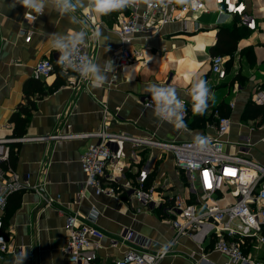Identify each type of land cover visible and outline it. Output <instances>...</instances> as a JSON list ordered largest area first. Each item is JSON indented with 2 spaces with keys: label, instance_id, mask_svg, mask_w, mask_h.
I'll use <instances>...</instances> for the list:
<instances>
[{
  "label": "crops",
  "instance_id": "obj_1",
  "mask_svg": "<svg viewBox=\"0 0 264 264\" xmlns=\"http://www.w3.org/2000/svg\"><path fill=\"white\" fill-rule=\"evenodd\" d=\"M242 1L257 26L249 37L239 42L232 57H225L226 63L231 60V65L224 80L211 71V48L218 42L221 27L244 25L236 15L219 13L214 0H205L208 12L187 14L183 21L166 25L157 34L137 36L132 49L138 57L128 65L114 68L102 88L93 89L88 83L82 86L78 76L69 73L65 84L55 92L35 93L30 97L36 108L31 111L25 137H21L24 141L9 144L14 152L13 166L7 164L29 189L11 195L2 216L12 248L16 251L22 248L23 256L27 257L24 264H70L65 251L68 235L65 223L66 215L74 212L81 216H88L92 210L98 212L97 226L107 238L101 242L94 264H115L131 247L140 250L144 244L155 252L175 237L170 219L161 208H156V203L144 207L129 201L127 194L118 198L96 196L93 190L85 189L81 157L94 139H39L57 130L79 135L98 131L103 123L104 105L112 114L111 131L143 137L155 134L164 141L190 140L197 134L212 137L215 110L220 108L232 122L225 138L226 152L235 154L242 146L240 150L264 166V120L243 118L250 101L255 102L256 87L264 85V0ZM12 3L13 0H0V140L17 138L11 120L20 106L28 102L26 89L35 79L36 64L44 58H51L55 65L58 62L59 53L49 46L48 35L76 27L49 8L35 21L29 20L26 10L18 4L11 7ZM125 14L113 12L103 17L93 16L88 21L92 28L102 31L105 40L103 45L87 42L100 64L111 61L121 49L114 29L118 18ZM30 31L32 38L28 36ZM58 74L56 69L52 76L42 80L45 91L57 81ZM192 74L208 82L214 99L209 101L203 115H193L191 102L185 98L191 114L187 131L157 120L143 106V101L150 98L146 85H174L178 94L185 97ZM127 151L130 152L129 146ZM142 171L147 175L146 187L154 190L155 201L156 185L157 193L167 190L170 195L187 194L186 179L172 155H162L158 150L139 151V161L132 163L120 183H135ZM40 187L49 197V203ZM80 193L83 198L75 204ZM128 231L135 234L132 242H124ZM172 250L161 264H196L204 262V255L209 264H234L208 243L202 250L189 237H180ZM16 257L17 254L8 255L0 264H14ZM257 260L264 264V255Z\"/></svg>",
  "mask_w": 264,
  "mask_h": 264
},
{
  "label": "built area",
  "instance_id": "obj_2",
  "mask_svg": "<svg viewBox=\"0 0 264 264\" xmlns=\"http://www.w3.org/2000/svg\"><path fill=\"white\" fill-rule=\"evenodd\" d=\"M219 13H229L240 18L241 25L249 30H256L257 22L242 0H214ZM205 0H187L186 3H171L167 7L128 8V13L118 18L116 36L121 42V49L116 52L111 61L114 68L122 67L133 62L138 54L134 52L133 43L137 36L142 34L159 33V30L169 24L181 22L187 14L208 12ZM84 16L92 21L91 13ZM29 20L35 21L27 15ZM32 38L33 32H28ZM149 36V35H148ZM81 55L94 59V53L89 44L82 46ZM54 64L51 58L40 60L33 72L37 80H44L53 75ZM211 71L220 80L227 77L226 61L223 56H213ZM75 74V73H74ZM79 82L86 85L87 81ZM255 103L264 105V86L256 87ZM151 98L143 101L148 106ZM185 123L189 129L190 109L186 104ZM104 118L101 128L89 134L63 133L57 130L42 140H67L76 138H91L95 141L90 144L81 157L82 170L86 176L85 189L93 190L96 196L120 197L127 194L129 201L139 202L144 207L156 203L161 208L173 228L175 237L172 246L180 237H189L202 250L208 243L213 250L227 256L234 264H259L257 258L264 253V166L248 157L246 152L238 149L235 154L226 152V136L232 122L229 116H224L218 109L215 110V121L212 125L214 135L202 141L196 138L184 141H164L155 134L143 137L110 130L112 114L104 105ZM71 129L70 125H67ZM14 141L24 139L0 140V262L6 256L19 254L23 256V249L17 251L12 248L10 239L5 233L3 213L6 210L11 195L29 189L14 170L6 168L11 147ZM130 147V152L127 151ZM158 150L162 155H172L177 169L186 179L187 194H174L158 192L156 185V201L153 188H147L145 180L147 175L140 172L135 183H120L125 177L132 163L139 161V151ZM249 172L252 174L250 175ZM244 177L246 180H244ZM225 187L231 192L235 202L221 207L220 199L226 196ZM168 188V187H165ZM36 190L38 188H35ZM83 194L77 197L75 204H79ZM99 215L92 210L88 216H81L79 212L66 215L65 229L68 233L65 251L70 264H94L98 258L101 242L107 238L104 231L97 226ZM134 232L128 231L124 242H132ZM117 243V240H112ZM204 246V247H203ZM161 255L160 250L152 252L142 245V249L131 247L115 264H161L172 252ZM253 255H258L254 257ZM196 264H209L207 255Z\"/></svg>",
  "mask_w": 264,
  "mask_h": 264
},
{
  "label": "clouds",
  "instance_id": "obj_3",
  "mask_svg": "<svg viewBox=\"0 0 264 264\" xmlns=\"http://www.w3.org/2000/svg\"><path fill=\"white\" fill-rule=\"evenodd\" d=\"M183 4L187 0H13L11 7L22 6L26 12L35 20L43 15L46 8L51 9L58 16L66 17L68 22L75 25L71 31H60L49 34V46L59 53L58 65L64 75L75 73L82 81H87L93 89L102 88L114 71L112 61L99 63L98 59L81 55L82 46L92 41L104 44L105 40L102 31L94 29L89 25L88 19L80 15L88 12L96 17H103L113 12L123 11L128 8H139L142 5L147 7H167L171 3ZM150 95L154 117L162 122L172 124L176 129L186 127L185 98L190 100L193 115H203L208 107L209 101L214 99L208 82L198 74H192L190 85L185 97L178 94L174 85H160L150 83L145 86ZM197 140L204 138L197 134ZM172 247V242H166L160 249V254H167ZM26 255L14 259V264H24Z\"/></svg>",
  "mask_w": 264,
  "mask_h": 264
},
{
  "label": "trees",
  "instance_id": "obj_4",
  "mask_svg": "<svg viewBox=\"0 0 264 264\" xmlns=\"http://www.w3.org/2000/svg\"><path fill=\"white\" fill-rule=\"evenodd\" d=\"M121 12V11H120ZM123 12L128 13V9L123 10ZM251 34V30H249L247 27L240 26L237 27H221L218 33V42L215 46L211 48V52L213 56H233L234 53L238 50V44L239 42L249 37ZM248 52V50H246ZM54 64V62H53ZM231 60L226 63V69L228 71V68H230ZM58 69V79L57 81L45 91V84L42 80H36L33 79L29 83L28 89H26V95L28 102L25 105H21L18 112L15 113L12 117V124L14 125V136L17 137L16 139H19L21 137H25L26 135V128L30 120V114L31 111L36 108L35 103L30 100V97L34 95L35 93H38L40 95H43L45 93H53L56 90H58L63 84H65V77L62 73L61 67L58 65V62L56 65L54 64V71ZM264 86V85H263ZM220 113L224 116H229L227 113H222L220 108H218ZM244 120H257L260 119L261 121L264 120V107L256 104L253 101H250L248 104L244 115ZM13 150L10 151V159L9 162L11 166H13L12 163V157H13ZM5 169L8 168L7 166H4Z\"/></svg>",
  "mask_w": 264,
  "mask_h": 264
},
{
  "label": "rangeland",
  "instance_id": "obj_5",
  "mask_svg": "<svg viewBox=\"0 0 264 264\" xmlns=\"http://www.w3.org/2000/svg\"><path fill=\"white\" fill-rule=\"evenodd\" d=\"M225 192L226 195H228V198H224V199H220L219 200V204L221 207H225L226 205L235 202V199L233 198V196L231 195V192L228 190L227 187H225ZM264 255V253H261V257Z\"/></svg>",
  "mask_w": 264,
  "mask_h": 264
},
{
  "label": "water",
  "instance_id": "obj_6",
  "mask_svg": "<svg viewBox=\"0 0 264 264\" xmlns=\"http://www.w3.org/2000/svg\"><path fill=\"white\" fill-rule=\"evenodd\" d=\"M39 191H40L41 194L44 196L46 202L49 203V197L47 196L45 190H44L42 187H40V188H39ZM47 203L42 204V205L40 206V208L44 207Z\"/></svg>",
  "mask_w": 264,
  "mask_h": 264
},
{
  "label": "bare ground",
  "instance_id": "obj_7",
  "mask_svg": "<svg viewBox=\"0 0 264 264\" xmlns=\"http://www.w3.org/2000/svg\"><path fill=\"white\" fill-rule=\"evenodd\" d=\"M249 174L251 175L252 173L251 172H249ZM244 180H246V178L244 177Z\"/></svg>",
  "mask_w": 264,
  "mask_h": 264
}]
</instances>
